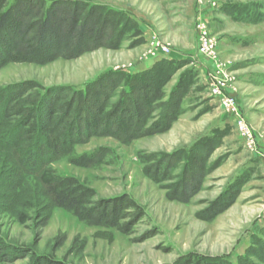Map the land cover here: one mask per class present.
Masks as SVG:
<instances>
[{
	"label": "rangeland",
	"instance_id": "obj_1",
	"mask_svg": "<svg viewBox=\"0 0 264 264\" xmlns=\"http://www.w3.org/2000/svg\"><path fill=\"white\" fill-rule=\"evenodd\" d=\"M14 1L0 0V14ZM64 1L109 8L121 13V23L109 48L45 64L9 61L0 68V133L6 142L9 136L19 139L14 148L0 144V235L12 248L0 253V264H33L34 255L70 264H264V0H32V6ZM141 24L152 32L149 39ZM202 24L215 40L216 58L201 51ZM157 45L170 53L150 55ZM147 61L181 66L168 82L151 84L159 88L149 109L137 97L145 80H134L144 71L134 69ZM186 74L183 113L158 129L166 102ZM220 78L230 108L211 95ZM131 82V116L109 128L81 129L71 151L43 173L23 172L17 150L27 144L18 117H4L9 107L27 106L24 99L44 91L56 101L67 99L62 89L72 87L97 98L90 108L105 101L109 109ZM121 119L133 136L141 128L133 140L117 130ZM55 130L47 136L49 145ZM149 154L160 155L173 174L189 165L204 169L189 202L170 192L172 181H157V170L144 160ZM44 176H61L69 181L65 189H80L83 209L58 205ZM237 189L225 211L212 220L199 218L210 203ZM125 198L133 204L125 214L119 208L124 230L91 218Z\"/></svg>",
	"mask_w": 264,
	"mask_h": 264
},
{
	"label": "trees",
	"instance_id": "obj_2",
	"mask_svg": "<svg viewBox=\"0 0 264 264\" xmlns=\"http://www.w3.org/2000/svg\"><path fill=\"white\" fill-rule=\"evenodd\" d=\"M118 15L121 13L109 8L72 1L52 3L49 6L41 3L34 7L32 0H15L0 14V68L9 61L45 64L61 57L74 59L101 47L109 48L116 38L117 27L121 23V20L117 19ZM123 19L126 20V17L124 16ZM179 68L181 66L176 62L168 61L157 63L150 69L138 73L134 80L136 82L145 80L140 88L143 93L137 94L139 103L144 102L148 109L151 107L150 105L154 107L153 105L157 101L155 94L159 86L153 87L151 84L168 82ZM186 76L188 77L186 74L183 80L179 81V86L181 85L182 89L178 86L166 102L168 111L157 125L158 129L169 128L171 123L183 113L180 106L181 100L184 99L187 92V85L184 86ZM126 87L122 100L111 104L109 109H106L105 101H99V105L96 104L95 107L90 108L93 106L92 104L96 103L97 98H90L87 91L76 90L72 87L62 89V94L69 95L67 99L60 98L56 101L55 94L47 95V92L44 91L36 99H24L23 102L28 104L27 106L9 107L4 117L10 115L18 117L17 123L20 133L23 135L22 140L27 144L24 149L17 150L19 163L24 168L23 172L32 176L43 173L47 165L63 156L66 151H71L77 134H82L81 129L109 128L111 123L118 118L123 117L122 119L126 120L125 117L131 116L130 111L132 105L135 104L132 101L135 89L132 82L127 83ZM180 89L182 91L177 92ZM147 91H149V95L146 94ZM130 103L131 106H128ZM95 112L97 113L95 114ZM122 119L117 124V130L120 133L123 131L121 133L123 137L133 140L141 128H136L135 131H138L133 136L125 130ZM139 122L142 126L143 119L141 118ZM54 126H56V130L53 131L55 143L49 145L47 136ZM0 140V144L7 148H14L19 143V139L13 138V136H9L8 142H6V134H2V132ZM144 160L151 163L153 171L157 170V181H172L167 185L170 192L176 193V198L183 202H189L190 198L200 190L206 174L204 169H192L190 165L182 174H173L169 165H165L161 156L156 154L145 155ZM49 179L46 178V182ZM48 182V194L58 205L69 209H83V195L79 191L80 189H65V183L69 184V181L61 176ZM238 192L237 189L230 191L229 194L226 193L225 197L210 203L197 215L203 220H212L234 202ZM132 204L133 201L129 198L118 200V202L112 203L111 209L107 207L103 212L93 213L91 218H95V220L104 218L101 220L103 223L124 230L125 227L119 222L123 215L120 214L119 208L122 207L121 213L125 214V210L132 208ZM11 249V246L0 235V253L10 252ZM16 254H18L17 251ZM31 258L33 264H70L49 256L34 255ZM241 262V264H250L247 261ZM186 264L204 263L192 260Z\"/></svg>",
	"mask_w": 264,
	"mask_h": 264
},
{
	"label": "built area",
	"instance_id": "obj_3",
	"mask_svg": "<svg viewBox=\"0 0 264 264\" xmlns=\"http://www.w3.org/2000/svg\"><path fill=\"white\" fill-rule=\"evenodd\" d=\"M202 26H203L202 32H201V36H200L201 37L200 38L201 51L211 58H216L215 40L213 37H211V35L206 30V25L202 24ZM150 53H151L150 55H152V56H156L157 53H162V54L167 55L170 53V49L168 47H165V46L157 45L154 47L153 51H151ZM225 85H226V81H224L222 78H220L218 80L216 79V81L213 82V85L210 87V92H211V95L213 97L218 99L220 107L230 108L233 106L232 101L230 99H228L227 97H225V95L223 93V87ZM240 126H241V124H240ZM243 127L244 126H242V128ZM245 131H246V128H245ZM246 133L249 134L248 131H246ZM250 143H251V141L249 142V144Z\"/></svg>",
	"mask_w": 264,
	"mask_h": 264
},
{
	"label": "crops",
	"instance_id": "obj_4",
	"mask_svg": "<svg viewBox=\"0 0 264 264\" xmlns=\"http://www.w3.org/2000/svg\"><path fill=\"white\" fill-rule=\"evenodd\" d=\"M141 28H142L145 36L149 39V36L152 35V32L144 24H141ZM176 56H179V55L177 54ZM151 66H152V63L151 62L148 63V61H147V62L138 64L137 67L134 70H136V71L144 70L145 71V70L150 69Z\"/></svg>",
	"mask_w": 264,
	"mask_h": 264
}]
</instances>
